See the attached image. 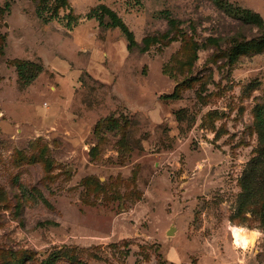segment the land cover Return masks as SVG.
<instances>
[{
  "label": "rangeland",
  "instance_id": "374dc122",
  "mask_svg": "<svg viewBox=\"0 0 264 264\" xmlns=\"http://www.w3.org/2000/svg\"><path fill=\"white\" fill-rule=\"evenodd\" d=\"M216 2L0 0V264H264V0Z\"/></svg>",
  "mask_w": 264,
  "mask_h": 264
},
{
  "label": "trees",
  "instance_id": "16d2710c",
  "mask_svg": "<svg viewBox=\"0 0 264 264\" xmlns=\"http://www.w3.org/2000/svg\"><path fill=\"white\" fill-rule=\"evenodd\" d=\"M41 1L42 0H40V2ZM216 1H217L216 2L217 5L221 9L227 11L228 13H232V10H231L232 8L227 3H225L224 0H216ZM239 13H240V19H243L246 23L254 22L255 19L258 18L256 15H254V14H252L250 12L240 11ZM38 14L41 15V12L38 11ZM86 18L88 20L96 19L97 21L100 22V24L102 26L106 25L104 22H105V19L107 18L109 20V23L107 24V26H111L113 28H117L123 33V35L125 36V38L128 41V50L130 52H132V51H134V49L138 48V43L135 40L134 34L130 31V29L127 27V25L121 20V18H119L117 16V14L114 13L109 8L104 7V6H99L97 8H94L93 10H91L87 14ZM67 27H71V24L68 23ZM147 47L148 46H146V48ZM262 163L264 164V157H263ZM245 179H244V181H245ZM249 190H250L249 186H248V184L245 181V183H244V191L248 193ZM262 216H263L262 217V221L264 223V202H263V205H262Z\"/></svg>",
  "mask_w": 264,
  "mask_h": 264
},
{
  "label": "bare ground",
  "instance_id": "6f19581e",
  "mask_svg": "<svg viewBox=\"0 0 264 264\" xmlns=\"http://www.w3.org/2000/svg\"><path fill=\"white\" fill-rule=\"evenodd\" d=\"M238 229H243V228H240V227H232L231 228L234 244L236 246L241 247L242 249L249 248V246L254 243V241L257 237V233L251 232L248 234V232L244 229V231L242 233H240V235L238 236L237 232L235 231ZM240 236L243 237V240L240 239Z\"/></svg>",
  "mask_w": 264,
  "mask_h": 264
},
{
  "label": "clouds",
  "instance_id": "9594fccd",
  "mask_svg": "<svg viewBox=\"0 0 264 264\" xmlns=\"http://www.w3.org/2000/svg\"><path fill=\"white\" fill-rule=\"evenodd\" d=\"M237 232V235L239 236L240 233H242L244 231V229H238V230H235ZM240 239L243 240V237L240 236Z\"/></svg>",
  "mask_w": 264,
  "mask_h": 264
},
{
  "label": "water",
  "instance_id": "95a60500",
  "mask_svg": "<svg viewBox=\"0 0 264 264\" xmlns=\"http://www.w3.org/2000/svg\"><path fill=\"white\" fill-rule=\"evenodd\" d=\"M169 234H171V232H169Z\"/></svg>",
  "mask_w": 264,
  "mask_h": 264
}]
</instances>
